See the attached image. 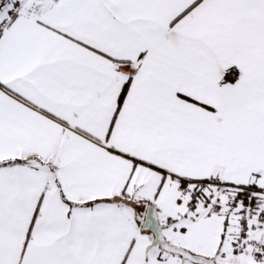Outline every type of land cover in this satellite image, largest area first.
Here are the masks:
<instances>
[{
  "label": "snow or ice",
  "instance_id": "snow-or-ice-1",
  "mask_svg": "<svg viewBox=\"0 0 264 264\" xmlns=\"http://www.w3.org/2000/svg\"><path fill=\"white\" fill-rule=\"evenodd\" d=\"M0 264H264V0H0Z\"/></svg>",
  "mask_w": 264,
  "mask_h": 264
}]
</instances>
